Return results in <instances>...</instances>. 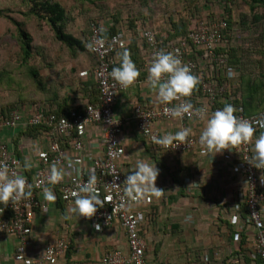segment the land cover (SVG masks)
I'll return each mask as SVG.
<instances>
[{
  "label": "built area",
  "instance_id": "built-area-1",
  "mask_svg": "<svg viewBox=\"0 0 264 264\" xmlns=\"http://www.w3.org/2000/svg\"><path fill=\"white\" fill-rule=\"evenodd\" d=\"M228 27L226 20L210 22L203 18L194 31L169 48L158 40L152 30L142 31V38L147 44L145 69L150 66L155 52L159 50L172 52L183 64L190 67L193 74L205 73L203 77H199L200 91L197 92V97H194L196 101L190 100L195 93L190 97H182V100H190L196 107L206 105L209 111L222 108L219 104L223 102L230 104L227 96L229 93H236L240 84L239 69L229 67V57L220 51L226 48L225 31ZM237 36L238 33L232 36V45L237 41ZM90 41L92 53L98 61L94 72L98 91L97 103L84 101L83 110L73 109L67 116L52 113L39 104L20 105L9 115H0V164L6 165L10 171L23 175L32 185V195L29 199L15 204L0 202V235L16 238L18 247L14 260L18 264H57L67 253L69 241L58 238L47 246L39 258L29 257L32 223L37 209L40 208L38 195L46 187L58 188L62 201L73 204L75 197L72 193L77 191V186L86 182L90 175L97 177V193L105 204L104 207L98 208L92 218H83L91 222L96 232L119 223L126 233L128 244L126 253L121 250L107 251L101 264H148L146 246L140 232L144 219L139 214V208L143 202L151 204L152 198L137 200L124 192L123 183L128 175L121 167V160L126 153L121 140L125 121L115 114L119 95L139 85L140 81L136 79L132 85L125 88L110 75L113 67L118 65V53L127 46L125 32H119L106 39L101 28L93 24ZM229 70L233 72L232 77L228 76ZM89 76L88 71L80 72L83 79ZM220 76L224 78L223 81L220 80ZM176 103L178 101L151 106L145 102H138L133 114L138 133L146 139L154 153L184 154L199 151L205 153L211 162L215 160L217 154L232 158L234 171L243 177L246 185L243 202L247 221L256 231L251 243L252 255L264 264V182L261 181L264 170L257 169L249 163L252 144L242 143L217 153L213 158H210L208 152L199 144V133L192 134L179 146L176 142L167 147L157 145L153 137L164 135L157 127L159 122L179 121L182 128L195 122L204 123L195 116L171 117L170 113L165 112V108H171ZM237 110L236 115L249 120L257 127V132L264 129L257 124V121L264 117V111L258 115L246 116L242 107ZM113 118V123L109 122ZM21 127L26 130L34 127L48 129L40 142L44 146L38 153V165L33 178L27 175L23 162L14 152L13 143L3 138L6 135L13 139ZM93 128L99 129L102 133L100 139L89 138L90 130ZM54 162L66 173V177L55 184L49 182L50 165ZM122 201L130 206L121 208L119 205ZM96 225L100 226L99 230L96 229ZM201 263L210 264L209 257H202Z\"/></svg>",
  "mask_w": 264,
  "mask_h": 264
},
{
  "label": "crops",
  "instance_id": "crops-1",
  "mask_svg": "<svg viewBox=\"0 0 264 264\" xmlns=\"http://www.w3.org/2000/svg\"><path fill=\"white\" fill-rule=\"evenodd\" d=\"M155 14L150 13L148 16L151 18L145 23L157 31L158 25L167 21ZM110 23H113L111 19ZM142 55L146 64L147 50H143ZM85 63L79 66L80 72H89L88 60ZM143 68L140 76L144 79L139 80V85L119 95L115 114L125 121L121 139L126 151L121 160L123 171L129 174L135 170L138 160L147 158L159 169L156 186L166 191L159 198L142 197H151L152 203L143 202L139 208V214L144 219L140 232L145 242L148 264H202L201 258L204 256L209 257L210 264H261L251 251L256 231L247 221L243 202L245 181L234 171L232 158L217 154L211 162L205 153L199 151L184 154L154 153L146 139L138 133L133 119L137 103L159 105L155 91L147 81L145 65ZM61 79L66 84L65 91L69 92L72 86L68 87V84H73L72 74ZM73 86L75 89L67 94L69 105L72 106L76 100L82 104L85 98L76 92L78 86ZM194 97H197V91L190 97L192 102ZM43 106L52 112L53 108L49 104ZM157 127L166 134L175 133L182 125L179 121H171L159 122ZM186 127L192 128V134H198L204 123L195 122ZM90 131L91 140L101 138L99 129ZM44 136V131L30 134L23 127L13 139L3 136L13 143L14 152L23 164L25 160L31 164L30 168L25 169L29 178L35 175L37 156L44 146L40 142ZM50 189L56 197L54 201H45L43 192L38 195L40 208L32 223L29 257L39 258L47 246L58 238L67 239L70 246L57 264H101L107 251L128 252L126 233L119 223L96 232L90 221L68 211L73 204L62 201L58 188ZM17 247L15 237L1 234L0 264H18L14 260Z\"/></svg>",
  "mask_w": 264,
  "mask_h": 264
},
{
  "label": "trees",
  "instance_id": "trees-1",
  "mask_svg": "<svg viewBox=\"0 0 264 264\" xmlns=\"http://www.w3.org/2000/svg\"><path fill=\"white\" fill-rule=\"evenodd\" d=\"M104 1L71 0L68 7L64 0H22V4L24 3L28 7V11L22 13L23 17L21 19L8 17L11 27L16 30L15 34L19 35L21 50L17 53L18 64L12 67L14 66L11 64L12 61L6 62L10 65L8 68L0 70V83L4 80L13 82L15 76L18 79V87L26 83L29 88H35V90L29 97L21 96L13 103L2 104L0 106V115H9L18 106L31 104H49L53 108L52 113L62 116L69 115L73 109L83 110V103L80 104L78 100L72 106L69 105L70 98L64 94L66 84L62 79H59L58 76V78L50 75L44 76L42 73L43 69H45L44 63L40 66L32 63V61L42 58L45 65L54 66L50 59L47 60L50 56L48 54L50 50H61L63 53L59 57L63 62L66 57L71 60H78L81 56L86 57L89 63L90 76L83 79L79 73L80 82L76 92L84 96L85 99L83 101L92 104L97 103L98 91L94 72L98 66V61L92 53L91 47H89L91 45L90 35L93 24H97L103 29L102 33L106 39L119 32L126 33L128 42L124 50L128 51L130 58L140 70L141 75V70L144 69L143 66L145 65L142 52L147 50V44L142 38V31L152 30L158 40L169 48L172 44L186 38L190 32L194 31L198 22L203 18L210 22L223 19L229 25L225 31L226 48H222L220 51L229 57V67L241 68L242 70L238 77L240 87L236 93H229L227 96L230 104L236 109L242 107L246 116L258 115L264 111V0H204V11L200 12L201 14L196 18L191 15L200 9V3L203 0H186V6L183 7L184 14L181 13L180 15V22L162 16V19L167 21V24L169 23L168 25L171 23V28L168 30L161 26L157 29L158 32L153 28H149V25L145 23L150 17L148 15L153 13L150 0H141L140 12L129 9L127 16H124L125 13L122 15L120 11H117L115 16L113 14L109 16L108 11L103 8L105 3L100 5ZM217 2H219L218 5L220 7H223L222 11H216L217 13L222 12L218 16L214 15L208 6L216 7L215 4ZM242 3L249 6L250 11L237 18L233 8L239 7ZM91 5L99 7L100 11L98 13L92 12L94 8L91 9ZM77 11H79V15L88 19V29L82 30L80 35L73 34L69 29L72 22L75 21L74 13ZM4 13V8L0 7V17H4ZM25 18H36L39 23H43V25L38 27L41 30L40 35L33 36L32 29L34 28L31 24L27 25L28 21ZM110 19L114 24L110 23ZM9 31L12 33V30L9 29ZM238 31H242L245 35L244 40L247 48L245 44L243 47L237 48L232 45L231 38ZM250 44H255L254 60L249 58L251 52L248 49H251L252 46ZM119 63L120 58H118L117 66H119ZM254 67L255 72H252ZM17 70L19 72L18 75L15 73ZM71 72L75 75L76 70L74 69ZM204 75L205 73L201 72L197 76L201 78ZM220 77V80L223 81L224 78ZM141 79H144V77L139 76L137 78L138 81ZM76 80H78L77 77L73 78V84H68V87L72 86L71 91L75 89L73 85H75ZM20 81H22V84H19ZM195 91H200L199 84L193 90V94ZM224 104L223 102L219 105L223 107ZM27 130L30 131V134L48 131V129L43 127H34ZM260 131H264V129Z\"/></svg>",
  "mask_w": 264,
  "mask_h": 264
},
{
  "label": "clouds",
  "instance_id": "clouds-1",
  "mask_svg": "<svg viewBox=\"0 0 264 264\" xmlns=\"http://www.w3.org/2000/svg\"><path fill=\"white\" fill-rule=\"evenodd\" d=\"M118 56L120 58L119 66L113 67L110 75L121 87L126 88L140 76V70L130 58L127 50L118 53ZM147 71L148 80L159 103L170 104L173 101H178L171 108H165L166 113H170L173 118H183L185 115L195 116L204 122L198 140L210 158L242 143H251L252 155L249 158V163L257 169L264 170V131L257 133V127H254L249 120L236 115L238 110L231 104L226 103L220 109L209 111L206 105L196 107L190 100H182V97L191 96L199 84V77L193 74L190 67L183 64L177 55L165 50L155 52ZM228 76H233L231 70L228 71ZM113 120L114 118L109 122L113 123ZM257 124L260 128H264V117L260 118ZM191 135L192 128L183 127L175 133L153 137V140L157 145L165 147L173 142L179 146L184 144ZM24 167L25 169L31 167L29 161L25 160ZM64 176L65 171L62 167H58L55 162L50 165V183L55 184L61 181ZM158 176L159 169L156 164L153 165L147 158L138 160L135 170L126 176L123 183L124 192L137 200L146 196L159 198L166 191L156 186ZM261 181L264 182V176L261 177ZM96 186L97 177L95 175H90L86 182L78 185L77 191L72 193L75 197L73 206L68 211L79 218H92L98 208L104 207L105 204V201L98 195ZM31 188L32 185L23 175L10 171L6 165L0 164V202L15 204L21 200H27L32 195ZM43 198L49 202L56 199L52 189L47 187L43 189ZM119 206L126 208L130 205H126L122 201ZM95 227L99 230L100 226L96 225Z\"/></svg>",
  "mask_w": 264,
  "mask_h": 264
},
{
  "label": "rangeland",
  "instance_id": "rangeland-1",
  "mask_svg": "<svg viewBox=\"0 0 264 264\" xmlns=\"http://www.w3.org/2000/svg\"><path fill=\"white\" fill-rule=\"evenodd\" d=\"M68 7L70 6L71 0H64ZM96 1V0H93ZM100 2V0H97ZM204 0L200 3V9L197 10V12L193 15H191L193 18H196L201 14L200 12L204 11ZM105 3V4H104ZM203 3V4H202ZM216 3V2H215ZM104 4V5H103ZM141 0H105L100 5H103V8L108 11V15L111 16L113 14L117 13V11H120L123 15V13H129V9L135 12H140ZM219 2H217L216 7L212 5H208L209 9L214 13V15H219L221 13H217L216 11H222L223 7H220ZM151 9L153 10V13H157L159 15H156L158 18L163 16L164 18L169 17L170 19H174L176 22H180V15L183 13V7L186 6V0H150ZM0 7L4 8V17H0V70H4V68H8L10 64H7L9 61H12L11 64H13L15 67L16 64H18V52L21 50L20 48V41H19V35L15 34L16 30L14 27H11L10 20L8 17H15L16 19H21L22 13L28 11V7L23 3L22 0H0ZM234 7V6H233ZM232 7V8H233ZM94 10L92 12L98 13L100 11L99 7L97 8L95 5H91V9ZM102 8V10H103ZM237 18L242 17L243 14L249 13L250 9L249 6L245 4H240L239 7L233 8ZM3 10V9H2ZM128 10V11H127ZM130 10V11H131ZM131 11V12H132ZM125 13V14H126ZM217 13V14H215ZM138 15V14H137ZM248 15V14H247ZM5 16L7 17L5 19ZM75 21L72 22L70 25V31L75 35H80V32L82 30L88 29V19L85 16L79 15V11L74 13ZM28 22L27 25L30 24L34 29H32L33 36H38L41 33V30H39V25H43V23H39L36 18H25ZM169 24V23H168ZM167 23L158 25V27H163L165 29H170V25ZM38 28V29H37ZM12 30V33L9 31ZM39 30V31H38ZM167 30V31H168ZM14 32V33H13ZM238 33L237 41L234 43V47H243L245 44V35L242 33V31L235 32ZM18 38V40H16ZM255 39V38H254ZM247 42V41H246ZM253 43V42H251ZM43 44V43H41ZM252 45V44H250ZM245 47L247 48L246 44ZM244 47V49H245ZM250 50L251 54L249 55V58L251 60L255 59V44L251 46ZM61 50H50L48 51V54H50L49 58L50 62L54 64V66H48L45 65V62H43L42 58H39L36 61H32V63L36 65H43L45 66V69H43L42 73L44 76H53V77H59V79L64 78L66 76H70L71 71L74 69L76 70L75 75H73V78L75 79L77 77L78 80H76L75 86H79V66L86 65V57L81 56L78 60H71L70 58H65V61L63 62L59 56L62 55ZM17 61V62H16ZM7 62V63H6ZM83 63V64H81ZM252 63V62H250ZM48 66V67H47ZM47 67V68H46ZM85 67V66H84ZM242 72L241 68L239 69V74ZM252 72H255V67L252 68ZM14 73V72H13ZM16 75L19 74L18 70L15 72ZM14 73V75H15ZM57 77V78H58ZM14 81L4 80L2 83H0V106L2 104L7 103H13L17 101V98L21 96L29 97L35 90V88H29L26 83L22 84V81L19 82V84H22L20 87H18L17 78L14 76ZM20 80V79H19ZM33 86V85H32ZM71 89L69 92L65 91L64 94L68 96V93H71ZM37 94V91H36ZM68 94V95H67ZM33 100V98H31Z\"/></svg>",
  "mask_w": 264,
  "mask_h": 264
}]
</instances>
